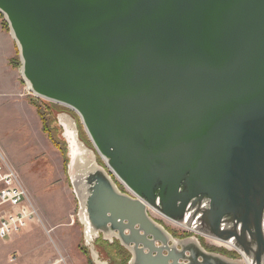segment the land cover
<instances>
[{
    "label": "water",
    "instance_id": "water-1",
    "mask_svg": "<svg viewBox=\"0 0 264 264\" xmlns=\"http://www.w3.org/2000/svg\"><path fill=\"white\" fill-rule=\"evenodd\" d=\"M0 12L24 80L79 112L107 165L59 113L94 264H109L100 236L128 264H264V0H0ZM150 208L241 258L175 238Z\"/></svg>",
    "mask_w": 264,
    "mask_h": 264
},
{
    "label": "rangeland",
    "instance_id": "rangeland-1",
    "mask_svg": "<svg viewBox=\"0 0 264 264\" xmlns=\"http://www.w3.org/2000/svg\"><path fill=\"white\" fill-rule=\"evenodd\" d=\"M21 68L18 43L0 12V149L18 172L33 210L37 211L35 221L24 230L12 235L0 232V264H94L68 176L70 150L59 113H68L76 119L80 139L94 151L99 164L106 168L107 165L81 117L72 109L29 91ZM17 102L27 104L24 116L21 113L24 107ZM150 212L174 234L184 238L196 234L209 251L241 258L229 244L180 226L153 208ZM111 243L102 236L94 241L100 258L109 264H128L130 253L118 243Z\"/></svg>",
    "mask_w": 264,
    "mask_h": 264
},
{
    "label": "built area",
    "instance_id": "built-area-1",
    "mask_svg": "<svg viewBox=\"0 0 264 264\" xmlns=\"http://www.w3.org/2000/svg\"><path fill=\"white\" fill-rule=\"evenodd\" d=\"M0 232L12 235L33 223L37 217L26 187L0 149Z\"/></svg>",
    "mask_w": 264,
    "mask_h": 264
},
{
    "label": "bare ground",
    "instance_id": "bare-ground-1",
    "mask_svg": "<svg viewBox=\"0 0 264 264\" xmlns=\"http://www.w3.org/2000/svg\"><path fill=\"white\" fill-rule=\"evenodd\" d=\"M12 34H13V32H12ZM13 36H14V34H13ZM21 73H22V76H23V78L25 77L24 76V74H23V69H22V71H21ZM25 80H26V83H27V88H28V90L29 91H31V92H33L34 94H36L37 95V97H40V95L39 94H37L36 92H34V90H33V88H32V86H31V84L29 83V81L25 78ZM58 103V102H57ZM61 105H63V106H66V107H68V108H70V109H72L73 111H75L79 116H80V114H79V112H77V110L76 109H74V108H72V107H70V106H68V105H66V104H64V103H60ZM81 120H82V117H81ZM83 121V120H82ZM88 133V132H87ZM89 135V134H88ZM90 137V136H89ZM91 139V138H90ZM114 177V176H113ZM152 210V209H151ZM161 222V221H160ZM164 224V223H163ZM178 225H180V226H183V227H185V228H188L189 230H196L197 228L195 227V225L193 224V225H189L187 222H185L184 224L182 223V224H178ZM166 226V225H165ZM196 228V229H195ZM168 229V228H167ZM170 231V230H169ZM192 232V231H191ZM193 235V234H192ZM210 238H212V237H210ZM212 239H215V238H212ZM215 240H217V241H221V240H218V239H215ZM221 242H224V243H227V244H229L230 246H232L234 249H236V251L237 252H239L240 250L237 248V247H235V245H234V243L232 242V241H221ZM249 262H250V259L249 260H247L246 259V263L247 264H249Z\"/></svg>",
    "mask_w": 264,
    "mask_h": 264
},
{
    "label": "flooded vegetation",
    "instance_id": "flooded-vegetation-1",
    "mask_svg": "<svg viewBox=\"0 0 264 264\" xmlns=\"http://www.w3.org/2000/svg\"><path fill=\"white\" fill-rule=\"evenodd\" d=\"M119 184V187L122 189V191H126L124 188H123V186L120 184V183H118ZM171 232V231H170ZM172 234H174L173 232H171ZM175 235V237H178V238H184V237H180V236H178V235H176V234H174ZM190 236V235H189ZM116 243H118L119 245H121L120 244V242L118 241V240H116V239H114V241L111 243V244H116ZM122 246V245H121ZM208 250H211V249H209V248H207ZM124 250H126L125 248H124ZM127 251V250H126ZM128 252V251H127ZM219 252H221V251H219ZM129 253V252H128ZM221 253H223V254H225V255H227V256H229V257H233L232 255H230V254H227V253H224V252H221Z\"/></svg>",
    "mask_w": 264,
    "mask_h": 264
},
{
    "label": "crops",
    "instance_id": "crops-1",
    "mask_svg": "<svg viewBox=\"0 0 264 264\" xmlns=\"http://www.w3.org/2000/svg\"><path fill=\"white\" fill-rule=\"evenodd\" d=\"M18 96V95H17ZM17 103H20V105H21V107L24 109L23 110V112H21L22 114H23V116L25 115V114H27V111H26V109H27V104L26 103H24V102H17ZM31 109V108H30ZM32 114H34V111L31 109V111H30ZM30 114V113H29ZM5 148L7 149V147L5 146ZM10 155H12V154H10ZM11 157V156H10ZM13 157V156H12ZM11 157V158H12ZM13 159V158H12Z\"/></svg>",
    "mask_w": 264,
    "mask_h": 264
}]
</instances>
